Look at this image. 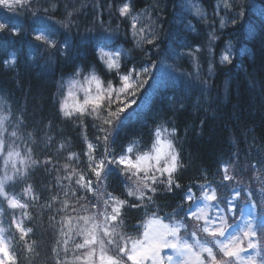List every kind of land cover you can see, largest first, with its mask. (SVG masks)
I'll use <instances>...</instances> for the list:
<instances>
[{"label": "trees", "instance_id": "obj_1", "mask_svg": "<svg viewBox=\"0 0 264 264\" xmlns=\"http://www.w3.org/2000/svg\"><path fill=\"white\" fill-rule=\"evenodd\" d=\"M132 2L135 19L118 14L123 0H0V24L5 26L0 30V116L9 117L13 125L9 131L19 128L23 142L18 141V150L25 143L38 150L51 143L61 168L67 164L87 176V145L102 144L101 127L109 130L117 153L134 146L135 155L152 154L158 132L160 139L169 140L180 156L176 182L181 188L160 192L150 204L140 201L138 208L122 212L124 226L117 231L129 247L146 216L183 224L192 206L187 194L191 191L197 200L203 195L202 186L211 185L204 190L216 192L218 206L209 201L214 213L225 209L237 190L239 195L226 213L229 222L238 220L244 206L255 215L264 212V0ZM71 4L75 7L67 8L72 13L68 16L65 6ZM68 19L73 23L65 27ZM150 32L156 34L153 44L142 39ZM36 34L51 43L36 41ZM104 53L116 62L115 68H108ZM224 55L229 61H223ZM124 75L130 76V91H122ZM93 76L105 93L100 108L93 112L89 106L91 115L79 119L72 108L73 116L64 117L58 111L64 102L83 104L85 89L93 96L100 91L88 83ZM108 118L112 122L105 125ZM114 125L116 132L111 131ZM111 172V186L105 181V190L125 199V185L114 169ZM225 174L232 178L224 181ZM65 175L60 170L55 176L38 174L41 192L44 182L51 189L53 181ZM50 194L44 192V197ZM79 196L91 203L99 199L83 190ZM249 200L259 207L254 209ZM45 203L42 197L40 205ZM91 203L87 206L95 212ZM181 207L184 212L177 217ZM46 211L39 206L32 209L38 223ZM189 217L188 224L194 225ZM6 220L0 229L16 256L22 244ZM192 230L188 227V232ZM181 232L185 241L195 243L184 228ZM199 238L203 242L204 234ZM26 239L35 241L42 252L53 246L42 230ZM39 264H46V259Z\"/></svg>", "mask_w": 264, "mask_h": 264}, {"label": "snow or ice", "instance_id": "obj_2", "mask_svg": "<svg viewBox=\"0 0 264 264\" xmlns=\"http://www.w3.org/2000/svg\"><path fill=\"white\" fill-rule=\"evenodd\" d=\"M68 7L74 8L75 5L65 6L66 15L72 16V13H67ZM133 7L132 0H123L118 14L125 19H135ZM72 23L73 20L68 19L64 26L68 27ZM132 28L136 29V24ZM13 34L18 35L19 30H14ZM155 35V32H150L142 39L153 44L152 37ZM34 39L51 43L43 34H36ZM105 57L108 68H115L116 62L107 53L102 58ZM222 59L229 61L230 57L224 55ZM123 81L122 91H130V76L124 75ZM88 83H95L96 89L100 91L93 96L85 89L87 98L83 104L70 106L64 102L58 110L64 117L73 116L72 108L75 109L76 119L82 114L91 115L89 106L93 112L100 108V102L105 99L100 82L93 76ZM6 121L9 123L6 124ZM111 122V118L104 120L105 125ZM20 126L23 127L22 124ZM10 127L13 125L9 117L0 116V224L5 222L6 217L8 229L18 234L17 239L22 246L19 254L12 255L16 249L9 250L4 231L0 229V254L3 256L0 264H39L42 258L46 259V264H264V223H257L259 217L264 216V212L259 215L249 213L242 225H235L236 231H230L235 224L234 221L229 222L226 215L233 207L231 202H227V207L219 210L217 214H209L208 209L212 205L208 202H217V206L220 203L215 191L210 194L204 190L211 185L202 186L203 195L196 199H203L205 203L203 206L197 205L195 210H191L190 204L183 224L177 222L169 225L158 218L152 219L144 226L142 238L132 240L129 247L126 238L117 231L124 226L126 209L138 208L140 201L150 204L156 194L181 188L176 182L177 174L181 170L180 156L169 140L160 139L159 132L152 154L135 155L134 146L128 147L126 153L123 149L117 153L112 148L109 130L101 127L100 131L104 132L103 137L99 138L102 144L87 145L85 168L89 171L86 176L69 168L67 164L61 168L51 151V143L39 150L35 145L25 143L24 149L18 150V141L23 142L18 134L19 128L9 131ZM116 130L114 125L111 131ZM99 147L103 148L102 152H98ZM97 154L99 160L96 158ZM45 155L46 158L41 159ZM113 169L126 187V198L131 197L133 202L105 190V181L111 186ZM57 170L67 172L68 175L53 181L51 189L44 182L41 192L37 175L55 176ZM231 178L227 174L223 176L224 181ZM65 181L69 183L65 184ZM80 190L93 193L94 198H99L98 201L91 203L86 196L81 198ZM44 192L51 194L44 197ZM121 194H125L124 189ZM249 195L254 193L250 192ZM42 197L46 200L44 205H40ZM187 200L195 203L191 191L187 194ZM88 203H91V208L96 209L95 212L90 210ZM247 203L254 209L259 207L252 200ZM38 206L47 209L39 223L38 218L32 214V209ZM183 212L184 208L181 207L177 217ZM189 216L195 221L194 225L188 224ZM188 227L193 230L188 232ZM181 228L185 229V234L197 237L194 244L182 239ZM38 230H42L53 240V246L47 252H42L35 241L26 239L35 236ZM201 233L204 234L203 242L199 238ZM165 249H172L179 259H174L171 255L163 256Z\"/></svg>", "mask_w": 264, "mask_h": 264}, {"label": "rangeland", "instance_id": "obj_3", "mask_svg": "<svg viewBox=\"0 0 264 264\" xmlns=\"http://www.w3.org/2000/svg\"><path fill=\"white\" fill-rule=\"evenodd\" d=\"M60 1H61V0H59V2H60ZM235 195H236V192L234 191V192L232 193L231 197H230V201H231V202L234 201ZM197 202H200V201L198 200V201H196V203H193V207H194L195 209H196V206H197V205L203 206V204L205 203V201L201 202V204H199V203H197ZM208 203L211 205L210 202H208ZM196 204H197V205H196ZM212 207H213V206H212ZM212 207H210V208L208 209L209 214H212V215L217 214L216 211H215V213H213V211H212ZM249 213H252V209H251V208H248V209L245 208L244 211H242V213L239 215L236 224H238V225H242V224L244 223V221L249 217ZM189 219L192 220L191 217H189ZM149 221H150V219L146 218L145 222L141 225V234H140L141 237L143 236L144 226L147 225V223H148ZM233 230H234V228L230 229V231H233ZM162 255L165 256V257L171 255V256L174 257V259H179V257L176 256V253H175L172 249H165V250H163ZM0 258L2 259V254H0Z\"/></svg>", "mask_w": 264, "mask_h": 264}, {"label": "clouds", "instance_id": "obj_4", "mask_svg": "<svg viewBox=\"0 0 264 264\" xmlns=\"http://www.w3.org/2000/svg\"><path fill=\"white\" fill-rule=\"evenodd\" d=\"M4 27L5 26L3 24H0V30H3ZM79 71H80V69H77V72H79Z\"/></svg>", "mask_w": 264, "mask_h": 264}]
</instances>
